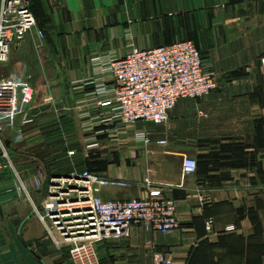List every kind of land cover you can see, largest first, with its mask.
I'll return each mask as SVG.
<instances>
[{"label": "crops", "instance_id": "obj_1", "mask_svg": "<svg viewBox=\"0 0 264 264\" xmlns=\"http://www.w3.org/2000/svg\"><path fill=\"white\" fill-rule=\"evenodd\" d=\"M32 2L37 27L14 49V71L34 87L30 114L55 111L62 127L60 113L71 110L77 119L95 107L82 103L91 84L74 89L94 77L92 59L123 57L128 35L141 50L192 41L217 75L207 98L178 104L167 124L127 128L128 137L146 131L150 143L103 138L85 150L88 170L129 183L102 187V199H147L159 191L176 202L180 218L169 235L135 225L128 239L99 243L102 264H153L156 253L175 264H264V0ZM34 133L40 139L41 131ZM185 156L198 161L196 173L184 174ZM23 174L41 208L34 172ZM69 249L48 234L13 175L3 176L0 264H72Z\"/></svg>", "mask_w": 264, "mask_h": 264}, {"label": "built area", "instance_id": "obj_2", "mask_svg": "<svg viewBox=\"0 0 264 264\" xmlns=\"http://www.w3.org/2000/svg\"><path fill=\"white\" fill-rule=\"evenodd\" d=\"M36 27L32 0H0V65L9 62L13 49L23 44ZM39 36L43 38L44 34L40 32ZM92 63L94 77L74 86V89L93 86L82 103H94L95 107L79 114L87 150L98 148L103 138L111 142L127 138L130 142L148 144L146 131L128 137L127 128L138 124L165 125L181 100L205 99L217 87L216 74L206 67L192 41L141 50L128 35L123 57L98 56ZM34 96V87L24 74L14 71L0 79V180L8 172L13 175L48 234H55L69 245L72 264H102L98 244L128 239L135 225L163 235L179 229L174 200L162 198L159 191H150L147 199L106 201L99 195L102 187L127 188L129 183L101 178L88 171L72 174L79 186L77 201L55 204L44 200L43 209L39 208L2 139L5 130L12 128L16 130V140H23V131L17 129L16 122L19 119L22 125L32 122ZM197 169L198 161L185 156L184 174H194ZM146 182L149 184L148 179ZM33 185L35 190H41V179L34 178ZM207 229L211 231L212 225L208 224ZM227 231H235V226H229ZM153 264L175 263L165 254L156 253Z\"/></svg>", "mask_w": 264, "mask_h": 264}, {"label": "rangeland", "instance_id": "obj_3", "mask_svg": "<svg viewBox=\"0 0 264 264\" xmlns=\"http://www.w3.org/2000/svg\"><path fill=\"white\" fill-rule=\"evenodd\" d=\"M14 55L13 49L9 62L0 65V79L8 77L14 72L16 61ZM198 101L200 100L184 99L178 104L192 105ZM44 112L39 115L33 112L30 114L33 119L30 124L24 127L26 135L24 140L17 141L16 130L7 128L2 135L3 142L11 154L13 165L20 170L21 177L27 185L31 183L23 177L24 172L27 176L30 175L29 173L34 172L35 177L41 179L42 189L38 192L43 193V200H50L55 204L77 201L79 186L73 181L72 174L81 175L85 171L91 172L87 169L83 155L87 150L84 140L86 134L81 128L79 117L76 119L73 111L60 113L59 119L65 120L63 127L60 123H57L58 117L55 111L45 110ZM20 122L21 119L16 122L17 129H20ZM40 122H42V125H40ZM37 131H41L39 133L40 139L34 133ZM70 152H74L75 155H69ZM7 174L9 172L4 176ZM52 187L55 189H52ZM56 198H59L60 201ZM40 207L42 208V205Z\"/></svg>", "mask_w": 264, "mask_h": 264}, {"label": "trees", "instance_id": "obj_4", "mask_svg": "<svg viewBox=\"0 0 264 264\" xmlns=\"http://www.w3.org/2000/svg\"><path fill=\"white\" fill-rule=\"evenodd\" d=\"M83 173V172H82Z\"/></svg>", "mask_w": 264, "mask_h": 264}]
</instances>
